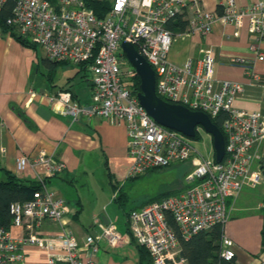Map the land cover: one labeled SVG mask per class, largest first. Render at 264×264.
Segmentation results:
<instances>
[{
	"label": "built area",
	"instance_id": "built-area-1",
	"mask_svg": "<svg viewBox=\"0 0 264 264\" xmlns=\"http://www.w3.org/2000/svg\"><path fill=\"white\" fill-rule=\"evenodd\" d=\"M7 1L0 0V6ZM12 2L8 22L17 34L39 46L48 60L83 65L91 75L89 102L82 104L71 91L59 90L49 96L50 103L58 104L59 112L73 121L98 116L113 124H124L131 158L127 178L153 168L190 164L185 174L190 184L187 188L178 195H165L131 209L126 218L128 233L147 251L152 264H188L180 255L178 234L189 238L222 225L227 219L226 199L263 180L260 166L264 114L235 107V98L243 86L214 77L211 49L203 51L196 65L190 59L181 65L170 63L167 53L174 32L167 24L181 15L186 31L206 34L216 21L235 28L245 22L254 39L250 49L262 61L264 0L245 6L235 0H216L215 10L208 9L202 0H113L103 17L86 7L83 0ZM122 41L131 43L150 65L160 98L211 117L223 114L221 125L226 139L221 161L215 160L214 152L212 156L201 155L191 143L193 138L162 126L144 110L134 91L132 69L121 49ZM238 61L244 64L250 83H258L260 77L252 65L244 59ZM29 163L44 165L51 176L64 168L63 162L42 152L31 162L26 156L17 157L16 171H23ZM38 181L41 186L32 198L9 204L10 224L22 227L24 233L15 237L0 226V264H28L23 246L43 251L42 264H94L100 240L110 246L121 241L115 225L104 224L98 234L85 236L88 255L82 257L81 246L70 230L49 236L37 232L35 228L43 220L59 222L67 212L64 198L50 191L44 179ZM220 255L227 260L235 255L233 241L223 234Z\"/></svg>",
	"mask_w": 264,
	"mask_h": 264
},
{
	"label": "crops",
	"instance_id": "crops-1",
	"mask_svg": "<svg viewBox=\"0 0 264 264\" xmlns=\"http://www.w3.org/2000/svg\"><path fill=\"white\" fill-rule=\"evenodd\" d=\"M101 1L111 5L113 0ZM235 1L245 6L256 0ZM202 2L208 9L215 10L216 0ZM253 42L245 22L235 28L216 21L206 34L175 30L167 60L181 65L190 59L196 65L203 51L211 49L215 57L214 77L243 86V91L235 98V107L264 114V60H257L251 51ZM260 46L264 48V43ZM36 51L0 29V180L6 179V172L23 180L42 178L50 191L64 198L67 212L62 220L45 219L36 226L37 232L49 236L70 230L81 246L82 257H86L85 236L98 234L102 225L111 222L120 233L121 241L110 246L100 240L94 264H139L140 248L128 233L126 218L130 209L144 202L124 210L120 190H114L115 184L128 179L126 174L131 164L126 128L123 123L113 124L103 117L73 121L60 113V106L51 104L49 96L61 89H70L75 99L85 104L91 96L90 81L85 88L81 83L84 75H80L84 70L80 66L78 70L66 69L69 74L63 81H56L52 76L49 83L37 81ZM239 59L252 65L260 77L258 83H250ZM45 64L50 71L59 65H69ZM78 75L79 81L76 80ZM263 147L264 142L261 151ZM42 152L63 162V170L51 176L44 165L29 163L23 171H16L17 157L26 156L31 162ZM260 184L264 185V180L254 187L245 186L250 189L243 187L226 203L227 219L221 231L233 241L237 264H262L264 259L260 253L264 188L255 190ZM113 203L117 210L112 207ZM7 229L15 237L24 233L22 227L11 224ZM22 250L28 264H42L43 251L32 246H23Z\"/></svg>",
	"mask_w": 264,
	"mask_h": 264
},
{
	"label": "trees",
	"instance_id": "trees-1",
	"mask_svg": "<svg viewBox=\"0 0 264 264\" xmlns=\"http://www.w3.org/2000/svg\"><path fill=\"white\" fill-rule=\"evenodd\" d=\"M83 2H84V5L88 8H91L98 17H103L111 6L101 0H83ZM12 7H13L12 0H8L6 3L0 6V29L1 31L8 32L13 37H15L17 40L22 42L24 45L36 50L37 45H35L34 43H31L23 36L17 34L14 28L12 27V25L8 22L9 18L12 15ZM167 26L173 32L175 30L183 31L185 30L186 22L182 18L181 15H177L175 19L168 22ZM42 60L45 63L46 62L49 63L50 66L52 67H55L56 64H69L67 62L50 61L45 57ZM129 65L132 69L131 77L133 80L134 91L138 92L139 76L134 70V68L132 67V65L131 64ZM79 66L81 67L82 70H87V68H85L83 65H79ZM65 90L70 91V89H65ZM72 95L75 98L73 93ZM209 117L211 121L221 130V132L224 135V139H226V136L224 134V131L221 125L223 114L220 113L216 116H213V117L209 116ZM193 139H199L198 131L196 132ZM153 169H157V168H153ZM260 171L264 178V164H262V162L260 166ZM40 183L41 182L37 180H23L9 172H6V179L0 180V226L7 228L11 223V215L8 210L9 204L15 201L22 202V201L32 198L33 193L40 188L41 186ZM165 195H169V193L160 194L153 198H150L146 200L139 207L151 201L157 200ZM139 207H136V208H139ZM261 215H262V226L260 230V244H261L260 253L264 255V196L262 199ZM221 226H222L221 224L215 225L210 230L197 232L193 234L192 236H190L189 238H183L178 234L180 255L183 256L187 260L188 264H237L235 255L231 259H228V260L222 258L220 255V239L222 235ZM173 227L175 228L174 225ZM139 248H140L139 264H152L147 251L141 246H139ZM262 264H264V259H263Z\"/></svg>",
	"mask_w": 264,
	"mask_h": 264
},
{
	"label": "rangeland",
	"instance_id": "rangeland-1",
	"mask_svg": "<svg viewBox=\"0 0 264 264\" xmlns=\"http://www.w3.org/2000/svg\"><path fill=\"white\" fill-rule=\"evenodd\" d=\"M36 52L38 69L35 74H37V81L49 83V79L51 78V76L56 81H63L69 74V72H65L66 69H79L78 65L69 64L68 66L59 65L54 71H50L49 67L44 63V61L41 60L44 57L43 50L39 46H37ZM80 75H84L81 77V83H83L85 85V88H87V83L88 81H90L91 77L89 71L84 70ZM80 75L76 77V80L79 81ZM198 129L199 139H192V145L201 155L212 156L213 148L211 136L200 127ZM262 152L264 156V147ZM189 169L190 165L184 163H176L167 167L149 170L146 173L141 174L135 178H128L125 181H122V183L118 182L117 184H115L117 186L114 187V190H120L121 195L120 193L119 195L121 198V206L124 210H128L160 194L169 193L170 195H178L182 190L190 185L185 180V174L187 171H189ZM263 188L264 185L260 184L259 186H257V188H255V190L257 191ZM230 199L231 197H228L226 199V203H228ZM116 204L113 203L112 205L115 210H117L118 208Z\"/></svg>",
	"mask_w": 264,
	"mask_h": 264
},
{
	"label": "water",
	"instance_id": "water-1",
	"mask_svg": "<svg viewBox=\"0 0 264 264\" xmlns=\"http://www.w3.org/2000/svg\"><path fill=\"white\" fill-rule=\"evenodd\" d=\"M121 49L139 76L137 97L144 110L157 123L189 138H193L197 127H201L211 136L215 160L221 161L225 153V139L221 130L211 121L210 117L204 112L192 111L182 105L172 104L160 98L155 92L154 71L144 57L129 42L122 41ZM262 164H264V158Z\"/></svg>",
	"mask_w": 264,
	"mask_h": 264
}]
</instances>
